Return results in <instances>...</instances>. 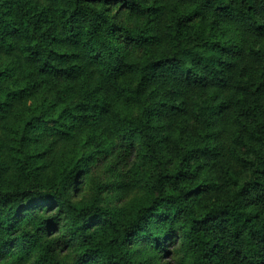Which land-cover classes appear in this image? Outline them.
<instances>
[{"label":"trees","instance_id":"obj_1","mask_svg":"<svg viewBox=\"0 0 264 264\" xmlns=\"http://www.w3.org/2000/svg\"><path fill=\"white\" fill-rule=\"evenodd\" d=\"M47 1L0 0V262L264 264V0ZM45 137L72 144L56 165Z\"/></svg>","mask_w":264,"mask_h":264},{"label":"rangeland","instance_id":"obj_2","mask_svg":"<svg viewBox=\"0 0 264 264\" xmlns=\"http://www.w3.org/2000/svg\"><path fill=\"white\" fill-rule=\"evenodd\" d=\"M32 2L40 6H49L47 0H32ZM52 10L56 11L55 7H52ZM141 21L143 23L144 20L141 19ZM130 22L132 25H137L140 23L137 17H132ZM170 23H171V16H169V14H165L164 16L162 15L160 18L158 17V19L154 20V23L151 24V28L163 40L162 44L168 32V27L170 26ZM162 44L160 47L158 46L155 48V51L157 53L160 52V49L162 48ZM2 57L5 59V61H8L10 58L6 56V54H3ZM210 93L211 95H214L217 100H220V101L224 99H228L233 96V91L228 90V89L212 90L210 91ZM197 95L199 96L200 92L194 91L189 94L187 106L189 107L192 106L193 100L197 97ZM232 118H233L232 111H230L226 113L225 116L221 118V120H219L216 124L218 131H220L219 135L217 136V143H218L219 150L221 152L220 155L222 157L218 161L219 163L218 166H222L223 164H229V165L234 166L233 161H232L233 149H234L233 135L236 129V125H235V122L232 120ZM187 122L188 123L186 124V129H185L183 137L189 138L191 140H197L199 133H202L200 126L194 120H192L190 116ZM181 123H184V121H182L181 118H177L173 122L171 123L169 122L168 123L169 125L166 128V136H167L166 139L168 140V144L166 145V151L168 154H170L173 157L176 156L174 139L176 138L175 136L178 133L177 129L180 128L179 124ZM179 131H181V129ZM41 142H42L41 148L43 149H40V150H44L46 153L49 152V155H47L45 159L48 163L51 162L53 165L57 164L58 156L61 155L63 151L64 152L68 151L72 145L71 143H65L62 140L57 141V142H52L51 139L47 137L43 138ZM44 174L48 175V172H45ZM12 183L14 184L15 180H13ZM142 193L143 191L139 187H134L133 189L122 193L123 195H118L119 194L118 193V194L112 195L109 199L111 200L113 199L114 202H117V204L120 202L121 203L123 202L121 206H125L130 201L140 198ZM88 194L89 193L85 192V194L84 195L82 194L78 199L79 200L87 199ZM10 252H12V250ZM61 255H63V257L66 260H71L72 257L74 256L71 251H67V250H64L63 252H61ZM11 260L3 259L1 260L0 264H10L8 263V261H11ZM30 261L26 259V260H23V262H20L18 264H32ZM177 261L178 260L175 258L174 262L170 264H177Z\"/></svg>","mask_w":264,"mask_h":264}]
</instances>
